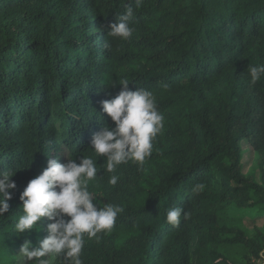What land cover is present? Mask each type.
Instances as JSON below:
<instances>
[{
  "label": "trees",
  "instance_id": "trees-1",
  "mask_svg": "<svg viewBox=\"0 0 264 264\" xmlns=\"http://www.w3.org/2000/svg\"><path fill=\"white\" fill-rule=\"evenodd\" d=\"M128 6L132 37H109ZM257 64L264 0H0V170L14 171L16 185L0 217V264H21L23 241L47 235V218L13 231L28 181L49 158H95L92 135L114 127L101 101L124 80L153 92L164 128L142 166L108 173L97 157L93 203L122 212L111 232L85 238L83 264H264V233H246L228 213L264 208V75L251 84L247 71ZM243 139L258 179L242 172ZM171 207L189 214L179 226L165 220Z\"/></svg>",
  "mask_w": 264,
  "mask_h": 264
},
{
  "label": "clouds",
  "instance_id": "clouds-1",
  "mask_svg": "<svg viewBox=\"0 0 264 264\" xmlns=\"http://www.w3.org/2000/svg\"><path fill=\"white\" fill-rule=\"evenodd\" d=\"M133 15V8L126 7L125 12L109 24L106 34L130 39L134 29L128 22ZM247 71L250 83L255 84L264 75V64L248 65ZM128 83L121 81L119 93L101 101L102 112L110 117L114 127L102 123V128L92 135L89 148L95 158L80 155L79 163L71 155L66 156L63 163L49 158L47 166L30 179L20 193L22 214L13 228L17 235L34 228L39 230L38 222L42 218L50 221L44 229L47 235L38 245L27 239L23 241L17 253L21 264L30 261L54 264L57 258H61L63 264H83L85 238H97L99 233L112 231L122 208L108 202H102L103 206L98 202L97 206L93 201L98 198L89 191V182L98 177L97 157H104L101 165L108 173H117L120 165L129 162L142 166L151 157L154 141L164 128V116L158 110L153 92L139 87L129 90ZM13 174L12 170H0V217L9 209V190L16 187L10 179ZM119 179V174H113L108 184L115 186ZM204 188V183H198L192 191L198 194ZM182 215L187 219L189 214L181 207H171L166 210L165 220L174 227L179 226Z\"/></svg>",
  "mask_w": 264,
  "mask_h": 264
},
{
  "label": "rangeland",
  "instance_id": "rangeland-1",
  "mask_svg": "<svg viewBox=\"0 0 264 264\" xmlns=\"http://www.w3.org/2000/svg\"><path fill=\"white\" fill-rule=\"evenodd\" d=\"M241 149L242 172L245 174H252L258 179L259 172L255 164L256 154L247 139L241 141ZM228 213L233 218L234 223L246 233H251L255 228L260 229L264 233V208L238 209L231 207ZM30 231L31 230H26L22 234ZM255 264H262V262L257 260L255 261Z\"/></svg>",
  "mask_w": 264,
  "mask_h": 264
}]
</instances>
